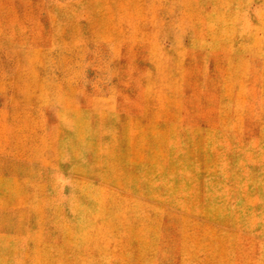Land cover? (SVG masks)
I'll return each mask as SVG.
<instances>
[{"label": "rangeland", "instance_id": "1", "mask_svg": "<svg viewBox=\"0 0 264 264\" xmlns=\"http://www.w3.org/2000/svg\"><path fill=\"white\" fill-rule=\"evenodd\" d=\"M0 264H264V0H0Z\"/></svg>", "mask_w": 264, "mask_h": 264}, {"label": "bare ground", "instance_id": "2", "mask_svg": "<svg viewBox=\"0 0 264 264\" xmlns=\"http://www.w3.org/2000/svg\"><path fill=\"white\" fill-rule=\"evenodd\" d=\"M67 136H68V135H67ZM75 155H76V154H75ZM58 159H59V158H58ZM62 160H63V159H62ZM62 160H61V161H62ZM75 161H76V160H75ZM60 164H61V163H60ZM59 166H60V165H59ZM74 167H75V166H74ZM77 168H78V167H77ZM71 170H72V169H71ZM80 170H81V169H80ZM105 196H106V195H105ZM89 225H90V224H89Z\"/></svg>", "mask_w": 264, "mask_h": 264}]
</instances>
